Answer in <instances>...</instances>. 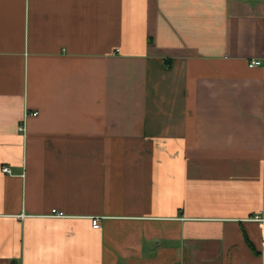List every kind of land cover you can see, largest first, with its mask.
<instances>
[{"label":"crops","instance_id":"1","mask_svg":"<svg viewBox=\"0 0 264 264\" xmlns=\"http://www.w3.org/2000/svg\"><path fill=\"white\" fill-rule=\"evenodd\" d=\"M254 214L264 0H0V264H264Z\"/></svg>","mask_w":264,"mask_h":264},{"label":"built area","instance_id":"2","mask_svg":"<svg viewBox=\"0 0 264 264\" xmlns=\"http://www.w3.org/2000/svg\"><path fill=\"white\" fill-rule=\"evenodd\" d=\"M261 63V60L259 59H252L250 62H249V65L250 66H256V65H259ZM21 130L24 129V127L21 125L19 126ZM4 171H9V168L7 166H3L2 168ZM51 215L52 216H58V217H63V216H66V214L61 211V210H57L56 208H54L51 212ZM251 219L253 220H257L259 222H261L262 224V227H263V230H264V217L260 214H254ZM102 220V216H93L92 217V226L95 227V228H99L101 226V221Z\"/></svg>","mask_w":264,"mask_h":264}]
</instances>
